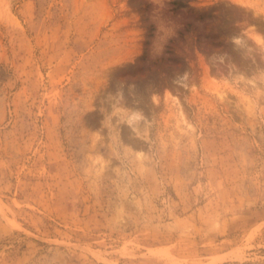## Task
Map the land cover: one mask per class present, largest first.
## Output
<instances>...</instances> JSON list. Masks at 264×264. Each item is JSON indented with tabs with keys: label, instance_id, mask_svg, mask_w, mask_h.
<instances>
[{
	"label": "rangeland",
	"instance_id": "obj_1",
	"mask_svg": "<svg viewBox=\"0 0 264 264\" xmlns=\"http://www.w3.org/2000/svg\"><path fill=\"white\" fill-rule=\"evenodd\" d=\"M0 264H264V0H0Z\"/></svg>",
	"mask_w": 264,
	"mask_h": 264
}]
</instances>
